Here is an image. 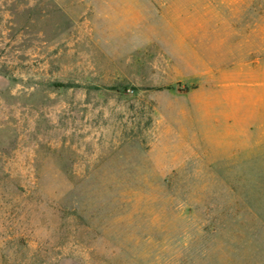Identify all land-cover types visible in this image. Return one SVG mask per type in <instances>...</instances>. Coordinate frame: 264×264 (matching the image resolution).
Here are the masks:
<instances>
[{"label":"rangeland","instance_id":"374dc122","mask_svg":"<svg viewBox=\"0 0 264 264\" xmlns=\"http://www.w3.org/2000/svg\"><path fill=\"white\" fill-rule=\"evenodd\" d=\"M0 264H264V0H0Z\"/></svg>","mask_w":264,"mask_h":264}]
</instances>
